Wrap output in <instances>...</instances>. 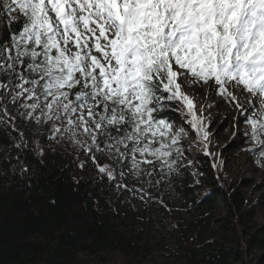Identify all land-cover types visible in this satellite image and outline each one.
I'll return each mask as SVG.
<instances>
[{
    "label": "snow or ice",
    "instance_id": "6c2138e0",
    "mask_svg": "<svg viewBox=\"0 0 264 264\" xmlns=\"http://www.w3.org/2000/svg\"><path fill=\"white\" fill-rule=\"evenodd\" d=\"M193 85L231 106L232 139L264 170V0H0L6 175L30 180L28 156L43 165L70 147L110 199L171 211L166 198L203 187L205 173L188 171L201 155L224 167L214 105L198 106Z\"/></svg>",
    "mask_w": 264,
    "mask_h": 264
},
{
    "label": "trees",
    "instance_id": "16d2710c",
    "mask_svg": "<svg viewBox=\"0 0 264 264\" xmlns=\"http://www.w3.org/2000/svg\"><path fill=\"white\" fill-rule=\"evenodd\" d=\"M72 151L69 147L67 152L50 155L43 165L28 156L36 170L30 180L22 179L18 170L6 175L8 165L0 152V264H76L80 255L104 260L111 253L128 264H138L150 255L151 226L162 233L160 238L174 237L185 264H236L246 251L232 229L235 223L241 232L245 229L246 248H262L258 237L264 230L249 227L253 208L237 187L224 183L220 173L213 176L208 158L199 157V170L207 176L200 192L189 200L166 198L168 211L130 196L110 199V194L93 184L94 173L75 167ZM74 176L81 178L79 183ZM192 180L187 175L180 187ZM208 191L214 195L202 200ZM220 205L227 208L226 218L218 228V237L206 241L205 229ZM263 261L262 256L259 263Z\"/></svg>",
    "mask_w": 264,
    "mask_h": 264
},
{
    "label": "rangeland",
    "instance_id": "374dc122",
    "mask_svg": "<svg viewBox=\"0 0 264 264\" xmlns=\"http://www.w3.org/2000/svg\"><path fill=\"white\" fill-rule=\"evenodd\" d=\"M185 90L190 96L194 97L198 106L205 103L214 105L206 111L212 117L215 129L221 128V125L228 121L227 126L220 131L219 136H216L215 129L213 130V143L220 154V160L224 164L223 170L219 173L223 177L224 183L237 187L245 201L249 202L250 207L253 208V216L249 227L256 231L264 230V170L255 167L250 158L243 153L239 140H233L231 137V133L234 131L231 121L236 113L227 103L221 102L220 106L216 107L215 104L220 102V97L207 95L206 91L200 89L198 85H193ZM240 100L242 103L245 102L244 97H240ZM171 115L174 119L178 117L176 113H171ZM197 155H199L198 150H194L191 155H188V159H192L193 156ZM208 161L211 163L210 158H208ZM193 167L200 169L198 163L194 164ZM193 167L188 170L190 173L196 170ZM200 171L205 173L204 170ZM215 173L213 170V176ZM200 179L205 181L207 176L204 175ZM203 194L204 192L200 195ZM226 211L225 206L220 205L218 207L214 219L205 229L204 240L212 242L218 237L222 221L226 218ZM232 229L235 236L239 238L242 249L246 251L243 256L237 257L236 264H264V261L259 263V258L264 257V231L258 237L262 248L253 250L252 248H246L247 237L243 233L245 229L242 228L241 232L237 223L232 226ZM211 235H213L212 239ZM231 235L234 234L231 233ZM160 236H162V233L151 226L148 231L150 255L143 258L138 264H185L181 248L175 242L174 237L164 235V238H160ZM103 259L96 260L92 256L84 254L78 257L76 264H128L120 255L114 253L106 255Z\"/></svg>",
    "mask_w": 264,
    "mask_h": 264
}]
</instances>
